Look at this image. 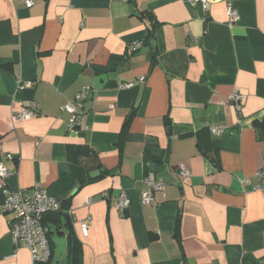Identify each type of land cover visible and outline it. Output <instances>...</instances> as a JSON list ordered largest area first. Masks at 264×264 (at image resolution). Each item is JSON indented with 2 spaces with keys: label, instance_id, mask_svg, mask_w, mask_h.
Listing matches in <instances>:
<instances>
[{
  "label": "crops",
  "instance_id": "1",
  "mask_svg": "<svg viewBox=\"0 0 264 264\" xmlns=\"http://www.w3.org/2000/svg\"><path fill=\"white\" fill-rule=\"evenodd\" d=\"M33 1L0 0V164L10 190L38 185L65 208L47 215L48 264H70V235L81 264H264V0H235V23L226 0L207 12L192 0ZM84 87L93 92L71 129L62 107ZM23 109L34 116L15 119ZM84 148L108 174L79 188ZM150 174L165 189L145 206ZM3 202L0 190V264H33Z\"/></svg>",
  "mask_w": 264,
  "mask_h": 264
},
{
  "label": "built area",
  "instance_id": "2",
  "mask_svg": "<svg viewBox=\"0 0 264 264\" xmlns=\"http://www.w3.org/2000/svg\"><path fill=\"white\" fill-rule=\"evenodd\" d=\"M128 1V0H125ZM27 8H32L33 0H25ZM235 0H226L227 17L231 23L238 20V12L235 7ZM192 6L200 5L204 12L209 9V0H192ZM141 43L133 42L130 46L131 50H137ZM139 80L143 82L144 77ZM31 82H26L21 86V89L29 87ZM135 84L129 82L123 84L121 88L129 89ZM92 88L84 87L80 93L71 101L62 107V110L71 115L69 126L74 129L80 125L79 114L84 108L85 102L92 94ZM244 95L235 92L231 98L232 104L237 110L241 109ZM114 108V106H110ZM34 116V112L29 109L15 113V119H29ZM210 130L215 135L223 134V129L220 127H210ZM180 175L183 179L190 177L189 169L181 164L178 167ZM257 176L264 180V166L259 170ZM10 177L9 170L0 164V190L4 195L2 212L10 215V235L17 249H26L29 251L33 264H48L52 258V250L50 245V229L46 223V217L49 214H55L62 211V203L51 197L48 191L40 186H35L32 189L12 191L8 188L6 180ZM149 190L142 193V203L145 206L155 204L154 192L163 191L165 182L154 174H150L145 178ZM257 189L264 191L261 187ZM129 201L125 194H120L117 198L115 208L119 211H124L128 208ZM92 224V218L89 217L81 223V229L84 236H88L89 229Z\"/></svg>",
  "mask_w": 264,
  "mask_h": 264
},
{
  "label": "trees",
  "instance_id": "3",
  "mask_svg": "<svg viewBox=\"0 0 264 264\" xmlns=\"http://www.w3.org/2000/svg\"><path fill=\"white\" fill-rule=\"evenodd\" d=\"M151 35L154 33V28H152V30L150 31ZM133 116H130L121 133V143H123L124 138L127 134L130 122L132 120ZM260 127H264V121L260 124H257ZM87 149V154L86 157L85 156H80L77 158V160L75 161V163L73 164V176L77 179L78 183H79V188H81L82 186H85L89 183H91L92 181L99 179L101 177H103L105 174H108V172H106L103 168L102 165L100 163L99 157L97 155V153L93 150H90L88 148H84V150ZM88 157L87 159H84ZM95 169H99L101 170V175L97 176V177H92L90 175V172L92 170ZM65 209L63 204H62V210ZM67 212L69 211V209H66ZM57 214V213H55ZM50 215V214H49ZM46 223H47V217H46ZM68 251H69V257L71 259L70 260V264H81L82 261V244L80 243V241L78 239H76L75 237H72L71 235L69 236V244H68ZM50 263V262H49Z\"/></svg>",
  "mask_w": 264,
  "mask_h": 264
}]
</instances>
